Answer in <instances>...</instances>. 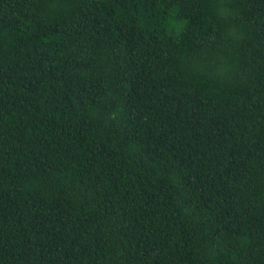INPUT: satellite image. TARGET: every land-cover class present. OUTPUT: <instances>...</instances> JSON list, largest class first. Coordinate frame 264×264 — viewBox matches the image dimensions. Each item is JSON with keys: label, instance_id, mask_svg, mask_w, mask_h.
<instances>
[{"label": "trees", "instance_id": "1", "mask_svg": "<svg viewBox=\"0 0 264 264\" xmlns=\"http://www.w3.org/2000/svg\"><path fill=\"white\" fill-rule=\"evenodd\" d=\"M0 264H264V0H0Z\"/></svg>", "mask_w": 264, "mask_h": 264}]
</instances>
